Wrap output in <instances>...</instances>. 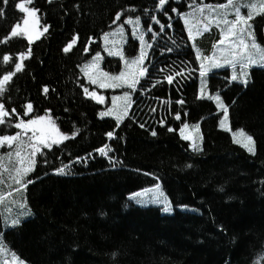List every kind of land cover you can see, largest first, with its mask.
<instances>
[{
    "label": "trees",
    "instance_id": "16d2710c",
    "mask_svg": "<svg viewBox=\"0 0 264 264\" xmlns=\"http://www.w3.org/2000/svg\"><path fill=\"white\" fill-rule=\"evenodd\" d=\"M27 1L37 9L44 31L33 43L9 37L23 15L16 4ZM261 2L240 0L243 14L252 11L248 4ZM226 3L168 0L162 8L159 0H0V78L21 63L20 52L26 54L22 70L0 93L9 112L4 124L23 117L31 102L32 116L49 112L69 136L39 157L23 179L26 187L14 185L9 172H0V198L7 194L0 199V239L12 252L30 264H264V70H253L245 88L231 85L223 91L212 83L210 92L228 106L230 129L253 137L255 154L231 141L220 127L216 104L187 83L204 60L199 57L219 52L223 27L208 22V9L201 14L196 8ZM228 12L233 19L232 9ZM129 16H139L143 28L149 24L144 37L149 58L132 92L130 115L116 123L102 117L104 109L86 97V86L93 87L86 72L96 53H104V33ZM252 16L251 31L263 43L264 12L257 7ZM186 18L194 26L193 43ZM127 39L123 50L132 56L138 50L134 39ZM5 55L12 59L5 62ZM104 62L119 65L117 59ZM174 108L200 122L197 150L177 132L176 117L173 127L165 122ZM208 111L212 116H203ZM109 132L107 155L97 153ZM5 133L0 129V135ZM0 163L11 171L5 150ZM61 167L65 172L57 173ZM157 180L173 205L185 211L176 208L172 216H163L152 208L129 207V193ZM19 203L30 213L9 228L3 209Z\"/></svg>",
    "mask_w": 264,
    "mask_h": 264
},
{
    "label": "snow or ice",
    "instance_id": "6c2138e0",
    "mask_svg": "<svg viewBox=\"0 0 264 264\" xmlns=\"http://www.w3.org/2000/svg\"><path fill=\"white\" fill-rule=\"evenodd\" d=\"M8 0H4V3L7 4ZM168 2V0H159V5L163 8V6ZM242 5L240 0H227L226 4H217L215 6L211 4H207L201 7L196 8V11L203 14L205 9H208L210 12L208 22H215L217 26L223 25L220 29L221 31V39L219 40V52L220 57L218 58L215 54L212 57H199L201 59H207L208 64L200 65V76L204 77L205 73L210 69L216 68L219 69L223 67L224 64L231 65L232 67V75L231 80L237 81L240 80L244 85H247L249 76L248 69L254 65H264V48H262L257 42L254 35V32L251 31V24L249 23L252 19V11H255L257 7L261 12H264V0L259 5L248 4L247 7L252 11H249L247 15L242 12ZM16 8H18L22 13L26 14V18L24 19V27L22 28L19 23L15 24L14 27L11 28V36L19 37L26 36L28 41L31 43L34 39H38L40 33L36 30V13L37 9L26 7L24 2H20L16 4ZM231 8L234 12V18L228 19V9ZM175 11V10H173ZM212 13H218L217 15H212ZM188 14H185L187 17ZM117 19L120 18V13H117ZM155 19V18H153ZM159 23V21H156ZM127 23L129 25L139 26L140 17L137 16L135 20L131 16L128 17ZM185 24H189L188 19H185ZM171 26V25H169ZM164 25L161 24V30L164 29ZM193 27L189 24L188 33L189 36L193 33ZM196 31H199V26H195ZM204 30H208V25L204 24ZM47 31V29H45ZM119 32L123 33L124 29L121 26L118 29ZM110 33H104L105 41H107ZM8 37H5V41L7 42ZM140 41L143 43L144 35L140 34ZM76 41L73 40L71 44H68L67 47L64 48L65 52H68L69 49L72 48L73 44ZM259 52V57L253 55V52ZM30 55V52H29ZM110 55H121L119 51L115 53H110ZM26 54L24 52L19 53V60L21 63L15 64L14 71H8L3 74L2 78H0V93L3 92L5 86L12 81L15 73L20 72L23 67V61L25 59ZM146 57V53L141 49L140 55L137 59L133 60L132 63L137 67L141 65ZM12 59L9 55H5L3 60L8 62ZM101 59L100 53L97 52L94 61H99ZM222 59V63H221ZM237 66H239V72H237ZM88 65H85V69H88ZM91 71H87L86 74L88 76L89 81L92 84H100L103 88H120L123 85L127 84L130 88H135V86L139 83V77L145 74V69L139 68L136 72H120L118 76H112L106 71H102L98 63H93L91 65ZM169 82L172 81V77H169ZM44 92H48L47 86L44 88ZM84 92L88 94V89L85 88ZM93 99L97 100L99 103H104V96L98 95L96 92L90 93ZM125 103L120 107L119 112L126 113L127 108L130 103L129 94L126 92L124 94ZM120 99V97H113V108H109L106 112H101L100 115L103 116H111L114 114L116 110V100ZM215 99L217 100L219 107L223 109V119L220 124L221 127L225 125L228 121V106L221 102L220 95L217 94ZM27 112H33V104L28 102L26 104ZM12 113L16 112L15 108L11 109ZM9 115V112L6 111L5 103L0 102V125L4 123V118ZM116 119L119 121L121 119V115L119 113L116 114ZM176 119H180L179 114H177ZM14 127L16 129L22 131H16L13 135H0V146H9L10 148L14 147V152L10 151L7 153V156L11 158L13 155L16 158L19 166L15 167L16 173V182L20 185L21 188L26 187L24 184L23 178L26 177L30 172L33 171L34 165L36 163L37 153H42L46 149H51L54 144H60L62 141V133L55 127L54 124L51 123L50 117L45 115H35L34 118L31 119H20L18 123H15ZM143 127V125H141ZM199 124L195 125L196 131L199 132ZM188 128V124H184L180 129V134L184 140L192 141L193 150L198 149V144L196 143L195 138L192 135L186 134L185 129ZM31 133V136H28V133ZM153 135L156 133L153 132ZM109 137L113 135L112 132L107 134ZM239 135L241 139H237L236 143H241L243 139L246 138V143H244V147L250 152L255 154V141L251 135H248L243 129H240L238 133H234L233 137ZM27 137V140H25ZM107 147V146H105ZM25 148H27V152L25 154ZM102 155H107L105 149H100ZM45 163L47 161L45 160ZM67 167V166H65ZM65 167H61L56 169L57 173H64ZM31 183V181H29ZM159 185L155 186V189H159ZM19 190V189H17ZM154 189H143L141 192L133 193L131 199H136L138 197L146 195L148 192H153V201L159 203L163 206V210L165 213L171 211L170 202L166 199H163L159 193ZM23 207V205H21ZM19 219H14L12 221V225L19 224ZM115 255V254H114Z\"/></svg>",
    "mask_w": 264,
    "mask_h": 264
},
{
    "label": "rangeland",
    "instance_id": "374dc122",
    "mask_svg": "<svg viewBox=\"0 0 264 264\" xmlns=\"http://www.w3.org/2000/svg\"><path fill=\"white\" fill-rule=\"evenodd\" d=\"M188 30V29H187ZM189 34V33H188ZM191 38L193 37L192 35L190 36ZM143 48V47H142ZM141 48V49H142ZM141 49H140V52H141ZM143 51L145 52L144 48H143ZM140 53L136 56L135 59H137L139 57ZM134 59V60H135ZM126 66H127V71L126 72H129V71H132V72H136L139 70L140 67H137L135 64L131 62L129 63H126ZM110 75L112 76H118L115 72H111ZM123 102V101H122ZM116 103V110L114 111V114L111 115L113 117H116V114L119 113V110H120V107L123 105L121 104V101L118 100L115 102ZM238 133V132H237ZM186 134H189V135H192L195 139L197 138L196 136V132L194 130V128H191L188 126V128L186 129ZM237 138H235L234 140L236 141L237 139H241V137L239 135L236 136ZM242 142L246 143V138L242 140ZM56 145V144H54ZM158 185L160 186L158 190L155 189V186H153L152 188H149V189H154L156 190L159 195L163 198V199H166V196L161 188V185L158 183ZM142 191V190H141ZM141 191H138V192H141ZM137 193V192H136ZM132 197V196H131ZM130 197V199H131ZM153 197V192H148L146 195L144 196H141V197H138L136 199H131L136 205L138 206H148V205H154V206H161L162 210H163V206L159 203H156L155 201H153L152 199ZM168 201V200H167ZM1 251H0V264H26V263H23V262H19L17 259H15V257L13 256V254H11L10 252H8L6 249H4L3 247H1Z\"/></svg>",
    "mask_w": 264,
    "mask_h": 264
},
{
    "label": "bare ground",
    "instance_id": "6f19581e",
    "mask_svg": "<svg viewBox=\"0 0 264 264\" xmlns=\"http://www.w3.org/2000/svg\"><path fill=\"white\" fill-rule=\"evenodd\" d=\"M177 114H181L180 110L178 108H174L171 112V114H169L168 116L165 117V122L168 124H171V127H173L171 121L173 118H175L177 116ZM188 113H186V116H180V119L179 121H175L177 122L176 125H177V132L180 133V129L183 127V124H188L189 127L193 128V125L198 123L196 122L195 120H190L188 117H187ZM203 116H212V113L210 111H208L206 114H203ZM57 119L60 121V117L59 115H57ZM174 122V121H172ZM70 127V126H69ZM72 128V126H71ZM170 128V127H169ZM186 131V129H185Z\"/></svg>",
    "mask_w": 264,
    "mask_h": 264
}]
</instances>
